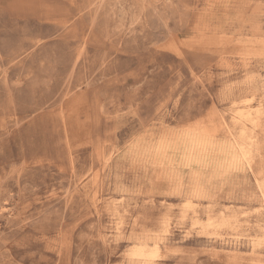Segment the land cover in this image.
Masks as SVG:
<instances>
[{"label": "rangeland", "instance_id": "1", "mask_svg": "<svg viewBox=\"0 0 264 264\" xmlns=\"http://www.w3.org/2000/svg\"><path fill=\"white\" fill-rule=\"evenodd\" d=\"M259 183L264 0H0V264H264Z\"/></svg>", "mask_w": 264, "mask_h": 264}, {"label": "bare ground", "instance_id": "2", "mask_svg": "<svg viewBox=\"0 0 264 264\" xmlns=\"http://www.w3.org/2000/svg\"><path fill=\"white\" fill-rule=\"evenodd\" d=\"M262 114H263L262 110L258 109L252 113H248V112L247 113H241V117L248 119L249 121L260 122L262 120ZM183 136L184 137L182 138L181 142L179 143L181 145L179 149L182 151V153L189 150L190 152H193L195 154L203 155V156H205L204 158H207V160L209 159L211 164H213L212 162H214L216 159H219V160H221V165H219V166L224 168L226 170V172L239 170L240 165L238 163L240 161L245 163V164H248L250 167H252L250 151H249L248 147L244 144L243 145L239 144L238 149L235 151L231 150L230 147L225 146V145L218 146L217 148L212 149V150L206 149L208 147V144L210 145V143H209L210 134H208L207 129L203 126L199 127L198 131H196V132L188 131ZM190 143H192L191 147L188 145ZM170 144L172 145V143H170ZM165 145H166L165 149H167V150L171 151V149H175V147H173L171 145H169V146L167 144H165ZM174 152H176V151H174ZM233 152H234V156L232 158H228V155L232 154ZM189 157H190V155H189ZM201 161L202 160L195 161V165L199 164V162H201ZM216 175H217V173H216ZM259 187L261 188V191H262L263 196H264V189H263V186L261 183H259ZM214 224H215L214 222L210 223V225H214ZM233 224L234 223L227 221L224 223L218 222L215 225L217 227H231ZM255 246L256 245L254 244L253 249L255 248ZM159 250H160V245L158 243H156V245L152 249H148L144 243H139L132 248L130 255L137 256V257L141 258L142 260H144V264H151L150 261L152 259H156V260L158 259Z\"/></svg>", "mask_w": 264, "mask_h": 264}]
</instances>
